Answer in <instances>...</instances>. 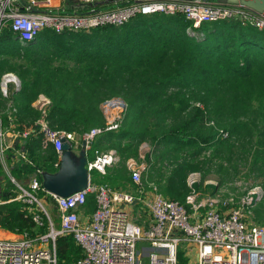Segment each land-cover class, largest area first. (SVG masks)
Listing matches in <instances>:
<instances>
[{
	"label": "trees",
	"instance_id": "obj_1",
	"mask_svg": "<svg viewBox=\"0 0 264 264\" xmlns=\"http://www.w3.org/2000/svg\"><path fill=\"white\" fill-rule=\"evenodd\" d=\"M188 27L180 15H140L123 26L89 33L43 31L25 46L5 30L0 37V77L12 73L20 81L11 96L14 124L22 130L41 118L32 104L43 96L50 102L45 117L50 126L80 139L93 128H103L102 103L120 98L125 103L121 128L95 141L96 149L116 151L119 167L108 168L104 176L91 172V184L132 190L126 162L138 157L140 144L150 142L153 151L145 177L152 182L158 175V192L167 199L185 204L189 173L204 166L206 173L214 169L222 182L238 172L236 159L243 157L264 188V29L233 19L201 25L205 36L198 38L186 33ZM7 102L0 94V111L7 109ZM258 115L260 127L252 121ZM2 120L7 125L8 115ZM212 120L226 138L208 126ZM26 142L33 165L43 173H56L54 150L41 155L39 139ZM6 160H13L12 155L7 153ZM19 162L9 173L26 189L23 183L36 170ZM17 195L0 164V228L29 237L46 233L47 225L36 228L28 206L15 200ZM37 197L54 202L45 191ZM263 202L264 195L258 215ZM86 206L95 207L93 196ZM55 247L58 264H73L81 256L70 236L58 237ZM177 262L187 263L182 250Z\"/></svg>",
	"mask_w": 264,
	"mask_h": 264
},
{
	"label": "built area",
	"instance_id": "obj_2",
	"mask_svg": "<svg viewBox=\"0 0 264 264\" xmlns=\"http://www.w3.org/2000/svg\"><path fill=\"white\" fill-rule=\"evenodd\" d=\"M154 14L180 15L193 30L204 24L233 19L264 29V14L208 0H0V37L9 30L13 39L25 46L36 41L43 31L89 33L106 26H123L140 15ZM19 89L20 81L14 74L0 77V94L9 100L3 114L8 115L7 125L3 124L0 114V160L4 166L7 153L13 160L32 165L26 141L39 139L43 151L52 148L56 153L53 167L58 170L64 142L76 152L85 141L87 155L96 139L105 132L118 130L124 118L123 100H106L101 109L109 112L111 118H107L103 128H93L78 139L73 133L50 126L45 118L49 101L39 96L36 109L41 118L19 130L13 122L16 110L10 103L12 94ZM219 135L227 137L222 131ZM92 154L91 160L87 155L89 178L93 171L106 175L107 169L119 161L113 149H94ZM35 173L26 189L14 179L11 181L18 189L15 200L28 206L27 212L32 214L36 226L41 227L46 218L47 231L35 237L23 233L14 238H0V264H58L55 242L63 236L72 237L81 249L80 258L73 264H178L181 246L196 249L198 264H264V217L260 222L255 219L256 205L261 200L260 186L250 187L236 203L216 197L198 202L194 187L200 177L193 173L187 179L190 195L181 204L163 197L154 183L143 181L148 173L147 164H134L129 172L134 193L93 185L90 180L86 189L64 198L47 194L56 204L57 227L37 197L38 192L44 191L38 178L42 170L36 168ZM89 196L94 198L95 209L88 221L82 223L79 213ZM136 205L148 211L147 225L135 221Z\"/></svg>",
	"mask_w": 264,
	"mask_h": 264
},
{
	"label": "rangeland",
	"instance_id": "obj_3",
	"mask_svg": "<svg viewBox=\"0 0 264 264\" xmlns=\"http://www.w3.org/2000/svg\"><path fill=\"white\" fill-rule=\"evenodd\" d=\"M208 1L210 3H215V0H208ZM199 30L200 29L193 30V29L187 28L186 33L191 35V36H194V37L203 38L205 36V33L202 31H199ZM12 47H15V46H10V49ZM223 95H224V93L220 94V97H222ZM223 98L226 99L227 98L226 95ZM109 99H112V98H109ZM109 99H107V100H109ZM102 113H104L103 115H104L105 122H106L107 118L108 119L111 118V116L109 115V112L107 114L106 112L102 111ZM259 117H260L259 115L256 117H252V121H255L254 123H256L257 127H260V125H261ZM121 123H122V121H121ZM121 123H120V126H121ZM208 126L209 127H211V126L215 127L217 132H219L223 129L222 127H217L215 120H212V122ZM119 128H121V127H119ZM91 148H92V150L87 152V155L90 156V159L88 158L89 160L92 159V157H91L92 151L97 148L96 142L93 143ZM254 149H255V147H254ZM151 151H153V146L150 142L142 143L139 145L138 157L134 158V159L130 158L126 162V169L128 171V175L130 172V168H132L134 164L146 165L148 163V159H149L148 157H149V154ZM76 153H78V151H76ZM240 158H242V157H240ZM118 159H119V156H118ZM244 159H245L244 157L240 160L236 159L238 172L235 175L232 174L229 178L224 179V181H222V182L220 180V177L215 172H213L214 169L211 170L210 172L206 173L208 171V169L204 166H200V168L197 170V172L189 173L186 177V183H187L188 176L190 174L197 173L200 177L199 178L200 180L198 181V183L194 187L195 194H196V201L199 202V201H204V200L209 199V198H215L216 197V198L220 199L221 201H229L230 203H236L239 200V198L242 197V194L245 193L246 190H248L252 186H260L261 187V189H262L261 198H262L264 195V188L261 185V183H258V181H256L254 179L255 175L249 173L250 169L248 167V163H245ZM130 160H131V162H129ZM116 167H119V161L117 162ZM157 176L158 175H153V177H152V182L155 183V185H156V182L158 180ZM146 180L148 181L149 178L148 177L146 178L145 176H143V181L146 182ZM24 184L27 185V184H29V182H24L23 185ZM187 186H188V184H187ZM128 190L130 191L131 189L129 188ZM190 192H191V189L189 187L188 195H190ZM43 203H44V206H45L46 211L48 212L49 216L52 218L55 225H57L58 214H57V210L54 207V202L44 201ZM259 204H260V201H258V203L256 205V208H257V210L255 209L256 211H258V209H259ZM262 208H263V203H262ZM256 211H255V219L261 220L264 217V212L262 213V215H258V214L256 215ZM259 211H261V210H259ZM142 245H144V244H141V246ZM180 250H182V248H180Z\"/></svg>",
	"mask_w": 264,
	"mask_h": 264
},
{
	"label": "water",
	"instance_id": "obj_4",
	"mask_svg": "<svg viewBox=\"0 0 264 264\" xmlns=\"http://www.w3.org/2000/svg\"><path fill=\"white\" fill-rule=\"evenodd\" d=\"M206 2V0H202ZM215 4L238 5L258 14H264V0H215ZM86 142H81L78 153L64 142L59 169L54 174H42L43 190L55 197H67L87 188L90 178L87 170Z\"/></svg>",
	"mask_w": 264,
	"mask_h": 264
},
{
	"label": "crops",
	"instance_id": "obj_5",
	"mask_svg": "<svg viewBox=\"0 0 264 264\" xmlns=\"http://www.w3.org/2000/svg\"><path fill=\"white\" fill-rule=\"evenodd\" d=\"M17 92V91H16ZM41 98L43 99H46L45 97L41 96ZM39 98H37L38 100ZM11 100V99H10ZM37 100L32 104V106L34 108H36L37 106ZM47 100V99H46ZM10 103L12 104V102L10 101ZM8 104L9 102L6 103V108L8 109ZM50 105V102L49 104L47 105V108L48 106ZM3 110V111H0V114L3 115L6 110ZM50 148L46 149V150H42L41 148V144H40V150H39V153L41 155H45L46 154V151L49 150ZM80 150V149H79ZM79 152V151H78ZM93 157V154L92 156ZM28 159L30 160V163L32 164V166H34L32 160L29 158V154H28ZM20 159H17V160H11L9 162H7L6 160V156L4 158V164L5 166L1 163V160H0V164L2 165L4 171L6 172L7 176L11 179H14L13 177H11L10 173H9V170H10V166L14 165V164H18L20 163L19 162ZM24 163V162H23ZM27 164V163H25ZM30 165V164H28ZM35 167V166H34ZM40 169V168H39ZM35 170H36V167H35ZM43 173V172H42ZM44 174V173H43ZM34 176H36V173L32 174L28 181H30ZM38 177H41V182H42V175L38 176ZM90 180H91V175H90ZM15 181V180H14ZM12 182V181H11ZM135 191V186L132 190H128V192H131V193H134ZM92 197V196H91ZM95 207L91 208L90 210L86 207H84L83 210H81V212L79 213V217H80V220L82 223H86L88 221V218L89 216L92 214V212L94 211ZM257 210V209H256ZM262 211L264 212V209L262 208ZM48 213V212H47ZM133 214H134V219L137 223L141 224V225H147L149 220H150V215L148 213V211L142 206V205H136L135 209L133 208ZM138 214V215H137ZM256 214H257V211H256ZM49 216V214H48ZM139 216V217H138ZM50 220L52 221V223L55 225L54 221L52 220V218L49 216ZM262 220V219H261ZM261 220H256V222H260ZM43 222V226L47 225L48 221L46 218H43L42 220ZM36 225V224H35ZM58 227V219H57V225H55ZM36 228H40L39 226H36ZM18 235H21V234H14V233H10L8 231H5L3 229L0 228V238L1 239H4V238H14V237H18ZM35 237V236H34ZM182 248V251H183V255L187 261L186 264H198V260H197V251L196 249L193 247V246H181Z\"/></svg>",
	"mask_w": 264,
	"mask_h": 264
}]
</instances>
